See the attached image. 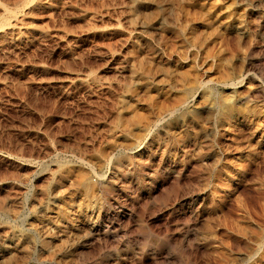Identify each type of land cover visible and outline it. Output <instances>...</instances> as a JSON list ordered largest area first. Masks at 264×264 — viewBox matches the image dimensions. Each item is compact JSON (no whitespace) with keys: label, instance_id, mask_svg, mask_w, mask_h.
Wrapping results in <instances>:
<instances>
[{"label":"rangeland","instance_id":"obj_1","mask_svg":"<svg viewBox=\"0 0 264 264\" xmlns=\"http://www.w3.org/2000/svg\"><path fill=\"white\" fill-rule=\"evenodd\" d=\"M0 264H264V0H0Z\"/></svg>","mask_w":264,"mask_h":264},{"label":"bare ground","instance_id":"obj_2","mask_svg":"<svg viewBox=\"0 0 264 264\" xmlns=\"http://www.w3.org/2000/svg\"><path fill=\"white\" fill-rule=\"evenodd\" d=\"M85 183H86V182H85ZM85 183H84V184H85Z\"/></svg>","mask_w":264,"mask_h":264}]
</instances>
